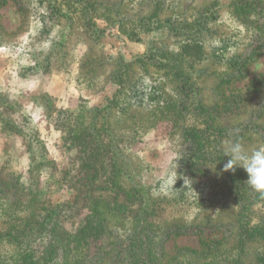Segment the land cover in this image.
I'll return each mask as SVG.
<instances>
[{"label": "rangeland", "instance_id": "1", "mask_svg": "<svg viewBox=\"0 0 264 264\" xmlns=\"http://www.w3.org/2000/svg\"><path fill=\"white\" fill-rule=\"evenodd\" d=\"M92 2L0 0V183L4 187L0 211L4 200L12 201L9 206L18 220L28 218L27 223L33 226L42 206L47 204L50 211L61 204L62 225L75 231L91 213L90 206L98 205L112 230L109 247L115 241L118 246L127 245L144 199L135 196L133 186L139 184L150 192L145 204L149 211L154 209L150 213L155 223L165 221L167 227L184 229L163 241L165 257L177 250L208 248L206 238H211L216 250L213 259L218 262L227 247L231 250V241H226L221 229L208 235L199 224L206 216L213 221L233 217L236 205L222 200L203 205L199 183V189L187 191L185 205L163 195L180 184L186 186L177 164L191 142L182 133L180 122L189 126L197 101L219 116L214 117L216 125L221 109L228 110L225 116L236 125L245 118L244 108L231 114L227 104L250 94L249 89L264 80V50L258 47L264 45V0H109V6L101 4L100 8H94ZM200 16L209 20V34L203 32L206 36L201 44L187 40L182 47L183 35L176 43L157 28L164 19H188L195 21V27ZM88 19L100 29L97 36L85 29ZM196 33L199 35L198 30ZM151 42L161 51L177 52L180 48L183 53H204L196 64L206 70L202 75L197 72L199 91L187 107L176 102L178 83L167 76L160 84L163 106L156 99L153 110L128 107L129 85L117 92L110 71L120 57L143 54ZM254 49L253 57L243 58ZM132 65L134 84L135 79L150 85L151 79L161 75L160 69L147 62ZM114 92L121 106L114 113L117 105L113 103L109 118L118 122L117 126L111 124L117 133L111 130L103 136L107 146L102 148L96 146L97 139L87 128L88 114L108 105ZM117 111L122 112L120 121L115 117ZM96 112L99 125L106 112ZM129 124L131 134L122 133ZM81 131L91 134L73 135ZM221 132L226 134L224 149L229 141H239L249 149L261 145L259 135L249 137L240 129L237 137H232L233 131ZM211 176L220 180L218 173ZM149 195L159 201L153 203ZM4 217L0 213V230L7 226ZM249 218L253 226L264 220L263 200L252 205ZM153 226L160 233V225ZM247 246L242 264H264V241Z\"/></svg>", "mask_w": 264, "mask_h": 264}, {"label": "trees", "instance_id": "2", "mask_svg": "<svg viewBox=\"0 0 264 264\" xmlns=\"http://www.w3.org/2000/svg\"><path fill=\"white\" fill-rule=\"evenodd\" d=\"M96 3L100 5H96ZM101 4H103V7H107L109 6V0H93L92 2L94 8H100ZM177 18L179 19V17L174 19ZM201 18L204 17L200 16L195 19L197 22L195 27V21H189L188 19H183L181 22L164 19L163 22L158 23L157 28L165 31L176 43H179V37L183 35L182 39L186 40L181 44L182 47L187 43V40H190L191 44H201L206 36L203 32L209 34L207 31L209 29L206 30L209 20ZM120 20L122 22L124 20L130 21V19ZM91 21L92 19L86 21L87 27L85 29L92 36H97L100 29L94 23L91 24ZM196 30L199 31V35ZM150 45L152 46L148 47V50L134 58L125 59L120 57L117 67L110 71L112 81L118 89L117 92L129 85L128 107L137 108L140 106L143 109L153 110L156 99L158 105L163 106L161 101H164V98L160 91V84L162 79L167 76L175 79L178 83V93L174 94L177 99L176 102L183 104V107H187L193 94L199 91L197 74L200 71L199 75H202L203 71L206 70L205 68H197L196 64L199 60L201 61L200 53H204L200 50H186L183 53V49L180 48L177 52L166 49L161 51V48L154 45V42H151ZM258 47L264 50V45H258ZM154 48L155 51H152ZM256 49L252 50L250 54L242 53L245 55L243 58L253 57ZM218 56L220 57V55ZM139 61L143 64L147 62L148 65H154L156 69H160L161 75L151 79L149 81L150 85L139 83L135 79L136 84L131 81L133 70L131 71L130 67L133 66L134 62ZM143 68L147 70V67L143 66ZM160 77L162 78L159 79ZM261 82L264 84V80ZM261 82L249 89L248 93L250 94H244L241 99H236L233 103L229 102L227 104L231 114L237 113L240 109H245L246 116L237 125L235 121L225 116L228 111L226 109H221L220 119L216 125L214 117L219 118V116L203 103L200 104V101L195 103L197 109H195V115L189 117L190 122L187 123L189 126L185 127V124L180 122L183 127L182 133L191 142L187 150L182 152L177 164L179 172L185 177L186 186L180 184L181 186L171 188L166 193L168 195L163 196H173L176 203L185 205L188 196L187 191L190 188L199 189L197 186L199 183L201 184L199 192L202 193L199 196H203V205L215 204L219 200L228 204L232 202L233 205H236L237 213L233 217L213 221L210 216H206L205 220H202V223L199 224L208 235L211 234L210 231L221 229L222 233L225 234L226 241H231L229 243L231 250L227 247L219 255L218 262H214L213 259L216 250L212 248L215 241L211 238H206L209 242L208 248L190 251L177 250L173 256L165 257V255H168L163 247V241L173 233L180 234L184 229H180L181 227H178V225H174L173 229L171 226L167 227L168 224L165 221L164 224L155 223L151 218L154 209L149 211V206L145 204L148 199L147 194L150 192L148 188H139V184H137L133 186L135 196L138 199L142 195L144 199H142L140 214L135 217V224L131 228V241L129 240L127 245L119 244L120 246L115 241L112 247H109L111 246L109 244H113L109 242V237H112V230L98 205H91V213L87 215L85 222L77 230L69 231L62 225L59 214L61 204L52 206L53 208L50 211L47 210V204L42 206V212L38 213L35 223L31 226L26 221L28 218L18 220L17 214L9 206L13 204L12 201L4 200L2 202L4 207L0 213L5 214L3 222L4 224L7 223V226L0 230V264H242L244 254L248 248L247 245L261 239L264 241V220L259 225L253 226L250 224L249 218L252 205L260 200L264 201V193L253 190L246 183L247 174L242 168H237L234 172L223 170V166L229 157L224 156V136L226 134L224 135L221 129H226L229 132L233 131L232 137H237L239 129L247 133L246 135L249 134V137L259 135L261 144H264V85ZM117 92H114V96L110 98L108 105L91 111L88 114V121L85 120L88 122L86 124L87 128L93 131V135L97 139L96 146H107L102 137L109 135L111 130L112 134L117 133V129H113L111 124L117 126L118 122L113 123L109 118L113 114V103L117 105L120 101L117 98ZM147 96L151 97V100L147 99ZM118 106L121 105L114 107V113H116ZM103 109L106 114L103 115L98 125L99 116L96 111L103 112ZM120 113L122 112L117 111V114H115L119 121L123 118ZM193 117L194 120H192ZM196 123L203 125L202 129ZM224 123L230 124L221 126ZM234 125L236 126L234 127ZM131 131L132 125L129 124L127 128H123L122 133L131 134ZM81 134L86 135L87 133L81 131L73 135L79 138ZM89 134L91 133L87 135ZM214 172L218 173L220 180L211 176ZM192 186L196 187L193 188ZM148 187L150 188V186ZM3 188L0 183V204L3 198L1 195ZM149 196L153 203L159 201L151 195ZM159 199L164 198L159 197ZM153 225H160L158 226L160 233L156 231L157 228ZM99 241L102 244H99ZM220 243L221 240H218L217 245ZM211 256L213 257L210 261ZM222 259L226 260L223 261Z\"/></svg>", "mask_w": 264, "mask_h": 264}, {"label": "clouds", "instance_id": "3", "mask_svg": "<svg viewBox=\"0 0 264 264\" xmlns=\"http://www.w3.org/2000/svg\"><path fill=\"white\" fill-rule=\"evenodd\" d=\"M224 156L229 157L224 171L242 168L247 174L246 183L253 190L264 193V144L249 149L239 141H229L225 144Z\"/></svg>", "mask_w": 264, "mask_h": 264}]
</instances>
